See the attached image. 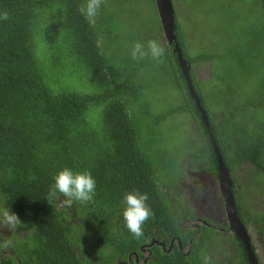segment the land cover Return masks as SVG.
Returning <instances> with one entry per match:
<instances>
[{"label": "trees", "instance_id": "obj_1", "mask_svg": "<svg viewBox=\"0 0 264 264\" xmlns=\"http://www.w3.org/2000/svg\"><path fill=\"white\" fill-rule=\"evenodd\" d=\"M85 3L86 0H0V13L9 14L7 21L0 19V209H10L22 221L17 229L0 236V244L12 241L7 249L0 248V264H86L83 259L90 255L99 257L93 264H121L130 253L139 252L155 231L166 243L165 250L172 240L185 248V239L196 233L181 232L184 208L172 205L176 198L173 200L170 193L167 201L161 183L163 172L153 166L157 165L158 152L152 146L171 151L174 168L189 160V165L199 168L197 174L219 175L217 156L190 96L174 45L169 46L162 34L167 49L164 67L167 74L172 73L176 91L187 96L189 102L157 116L146 126L149 137L132 110L141 101L143 88H138L135 81L139 70L128 59L129 53L125 52L123 60L117 51V59L104 47L97 23L90 26L79 10ZM258 3L263 10V24L256 37L264 47V0ZM175 24L185 58L176 17ZM49 46L53 62L47 64L42 56L50 55L44 50ZM214 60L207 54L187 60L195 91L206 111L202 82L193 67ZM69 62L74 65L62 66ZM62 70L70 71V80L84 82L86 91L61 80L58 73ZM80 71V77L71 76ZM257 86V97L241 100L235 107L227 96L221 116L207 111L211 131L232 174V192L237 199L242 194L233 173L245 164H251L253 183L264 189V119L259 117L264 112V80ZM179 114H187L195 127L198 125L195 133L189 122L184 124L188 132L191 130L185 147L176 141L175 131L180 127L172 129L170 135L153 133L154 127ZM64 167L91 172L96 181L94 201L74 202L71 207L60 206L62 196L47 201L53 176ZM135 190L148 194L147 204L154 213L142 226L144 234L140 239L134 238L123 219L124 194ZM244 202L238 201L237 209L248 212L245 225L251 220L264 225V209L253 212V207ZM99 231L106 240L98 238ZM261 231L264 233V229ZM205 236L188 252L179 244H174L170 253L155 247L148 264H204L202 251L212 249L208 246L210 238ZM244 254L245 259V251Z\"/></svg>", "mask_w": 264, "mask_h": 264}, {"label": "rangeland", "instance_id": "obj_2", "mask_svg": "<svg viewBox=\"0 0 264 264\" xmlns=\"http://www.w3.org/2000/svg\"><path fill=\"white\" fill-rule=\"evenodd\" d=\"M175 8V17L180 28L179 35H182V42L186 49V60H192L200 55H213L214 61L198 63L193 69L198 81L202 82L201 92L205 99L206 109L212 115L221 116L223 104L228 100L235 107L239 101H247L249 97H257L260 89L257 85L264 80V47L256 37V31L260 32L263 24V10L258 0H171ZM104 47L111 50V54L118 59L119 51L123 60L126 53L139 74L135 81L142 87L141 101L132 106L135 116L145 125L143 130L150 137L149 128L153 120L161 113L172 109L180 104L188 103L189 98L176 91V85L172 73L167 74L164 66L166 63H159L151 58L134 61L131 58V48L134 42H146L149 39L162 41L163 30L158 17L156 3L154 0H106L101 5L99 14L96 17ZM164 41V40H163ZM166 49L165 41L162 42ZM45 51L50 55L42 56V60L50 64L53 56L50 46ZM167 51V49H166ZM126 52V53H125ZM44 54V52H43ZM41 56V52H40ZM74 65L69 62L63 67ZM262 66L258 72L255 69ZM243 69H248L243 71ZM70 71H60L58 77L66 80L68 85L75 89L86 91L84 82L78 79H69ZM72 74V73H71ZM71 76L80 77L79 74ZM74 80V81H73ZM182 82L179 80V83ZM137 84V85H138ZM136 87V86H135ZM232 91L236 93L231 94ZM193 109V106H190ZM187 114H179L166 121L160 126L154 127L153 133L159 136L162 132L170 135L172 129L181 128L175 131L177 142L184 143L189 137L188 128H184L187 122L190 123L192 131L196 133L195 123L188 119ZM264 119V112L259 116ZM182 128L184 130H182ZM153 151L157 154V167L166 186L173 185V190L168 189L172 199H178L180 194H188L189 206L195 208L201 201L202 194L207 203L217 210L216 215L222 214L223 206L218 197V180L216 176L208 174L201 176L196 173L199 168L196 165L187 163L182 167L174 168L173 154L166 149H158L154 145ZM170 148V146H169ZM171 150V148H170ZM163 152L164 155H161ZM190 162H192L190 160ZM251 164H245L234 171L236 186L240 194L239 202L247 201L256 211L264 209V189H258L254 184V178L250 169ZM182 177V178H181ZM181 178V179H180ZM180 179V180H179ZM179 180V181H178ZM178 182V184H177ZM177 184V185H176ZM165 188L167 189V187ZM200 191L201 193H198ZM178 207L180 202L176 201ZM217 208H216V206ZM224 212V211H223ZM223 217V215H222ZM252 231L254 228L250 225ZM7 228L0 227V236L10 233ZM256 241L258 234H254ZM102 241L104 235L99 234ZM86 253V251H83ZM85 261V259H84Z\"/></svg>", "mask_w": 264, "mask_h": 264}, {"label": "flooded vegetation", "instance_id": "obj_3", "mask_svg": "<svg viewBox=\"0 0 264 264\" xmlns=\"http://www.w3.org/2000/svg\"><path fill=\"white\" fill-rule=\"evenodd\" d=\"M231 177H232V174H231ZM216 178L218 180V190H219L217 195L218 197H220L219 200L222 203L223 211H224V212L222 211V214H218L219 216L218 218L215 213L217 212V210L215 208H212L209 205V203H207V200L205 199L206 197H204L202 194L200 195L201 201L198 202V204H196L197 206L195 208H192L191 205L189 206V201L187 200V197H184V195L187 196L188 194L178 193L177 195L178 199L176 201L180 202L181 204L180 206L184 208V209H181L182 215L180 216L181 218L180 224L182 225L180 228L181 232L192 230L196 233L195 237L185 239L187 240V243H186L187 245L185 248L183 245V248L185 252H188L189 249L195 244L197 240L199 241L201 239L203 240L207 237L205 235H208V237L210 238V241L208 242V246L211 245L212 249L209 251H202V254L204 253V256L211 257L212 264H246V263L251 264L249 262V258L247 257L248 254H247L243 241L240 240L237 237V235L234 232H232L230 229V225L228 223V218H227V212H226V201L220 191L219 175ZM232 180H233V177H232ZM157 183L159 184L160 182H157ZM165 186H166L165 184L162 185V188H163L162 190H163V193L168 195L167 201H169L171 196L168 193V189L173 190L174 186L169 184L168 186H166L167 189L165 188ZM233 186H234V180H233ZM198 193H201V192L198 191ZM176 201L174 202L170 201V202L173 205ZM238 201L239 199L235 198V208L236 209H237ZM60 206H61V203H60ZM237 212H238V216L242 224L244 225L250 237L251 244H252L251 246L255 253L257 263L264 264V233L261 231L264 229V225L254 222L253 220H251L249 223L245 225L248 212L242 211V208L241 210L237 209ZM253 212L257 213V211L255 210ZM250 225L253 226L254 231L251 230ZM260 227H261V230H259ZM204 228H207V229H204ZM99 234L104 235L102 231H99ZM99 234H98V238L100 239ZM254 234H258L257 241L255 239ZM154 235H155L154 237L151 236L148 238L147 244H144L143 246H141L139 252L130 253L127 260L120 262V263L121 264H148L149 261H151L153 258V249L155 247L161 246L163 249L164 248L166 249V243L163 241V239L157 237L158 232L155 231ZM175 238L179 239V237H174V239ZM19 240H22V239H19ZM13 242H16V241H13ZM97 242L100 243L99 241ZM173 244L180 245L179 241L172 240L170 245L167 246L169 247V249L168 250L164 249L165 252L170 253L171 251H173L174 250ZM101 247H103L102 243H101ZM183 248L180 245V249L182 250ZM244 251L246 253L245 259L243 258V255H245ZM98 258L99 257L97 256L90 255L88 257H85L84 258L85 261L84 259L83 261L86 264L87 263L93 264L99 261Z\"/></svg>", "mask_w": 264, "mask_h": 264}, {"label": "clouds", "instance_id": "obj_4", "mask_svg": "<svg viewBox=\"0 0 264 264\" xmlns=\"http://www.w3.org/2000/svg\"><path fill=\"white\" fill-rule=\"evenodd\" d=\"M103 3H106V0H86V3L80 7V12L90 26L95 25L96 17ZM0 19L7 21L9 19L8 12L0 13ZM165 52L166 49L160 41L149 39L146 42H134L130 54L134 61L151 58L159 63H164ZM58 193L60 196L57 195ZM95 194L96 181L90 171L75 172L68 167H64L54 174L53 183L45 198L50 201L60 199L62 196L63 199H60L61 205L71 207L74 202L87 203L94 201ZM148 199V194L141 193L139 190L126 192L123 197V219L126 228L136 239L143 236L142 226L154 215L147 204ZM21 224L22 221L16 213L10 209H0V227L13 231ZM11 245V240H5L0 244V248L7 249ZM203 260L204 264H212L209 256H204Z\"/></svg>", "mask_w": 264, "mask_h": 264}, {"label": "water", "instance_id": "obj_5", "mask_svg": "<svg viewBox=\"0 0 264 264\" xmlns=\"http://www.w3.org/2000/svg\"><path fill=\"white\" fill-rule=\"evenodd\" d=\"M155 3H156L158 17L162 26L163 35L169 46L174 45V52L177 54L178 62L181 67L182 74L184 75L187 81L190 96L195 101L197 109L201 113L202 120L205 123V126L207 128L210 137V141L213 145L215 154L217 156L220 191L226 201V212H227V218H228V223L230 225V229L232 232H234L237 235V237L240 240L243 241L248 254L249 262L251 264H258L257 259L255 257V253L251 246L252 244L250 237L238 216L237 209L235 208V198L232 192L233 180L231 177V173L224 162L223 155L211 131L208 113L202 106V100L195 91V87L193 85L190 76L191 68L188 65V61L185 58H183V51L179 46L177 36L175 34L176 24H175V8L173 2L171 0H155Z\"/></svg>", "mask_w": 264, "mask_h": 264}]
</instances>
